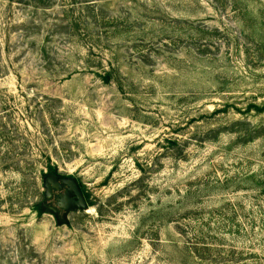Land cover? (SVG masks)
I'll return each instance as SVG.
<instances>
[{"label":"rangeland","instance_id":"obj_1","mask_svg":"<svg viewBox=\"0 0 264 264\" xmlns=\"http://www.w3.org/2000/svg\"><path fill=\"white\" fill-rule=\"evenodd\" d=\"M0 264H264V0H0Z\"/></svg>","mask_w":264,"mask_h":264},{"label":"water","instance_id":"obj_2","mask_svg":"<svg viewBox=\"0 0 264 264\" xmlns=\"http://www.w3.org/2000/svg\"><path fill=\"white\" fill-rule=\"evenodd\" d=\"M58 206L65 212L76 210L86 211L90 208V204L77 179H73L67 183V192L59 196Z\"/></svg>","mask_w":264,"mask_h":264},{"label":"flooded vegetation","instance_id":"obj_3","mask_svg":"<svg viewBox=\"0 0 264 264\" xmlns=\"http://www.w3.org/2000/svg\"><path fill=\"white\" fill-rule=\"evenodd\" d=\"M78 181H79V180H78ZM79 184H80V186H81V188H82V191H83V193H84V195H85V197H86V199H87V201H88V198H87V196H86V192L84 191V189H83L82 184L80 183V181H79ZM65 192H67V189H66L65 191L58 192V195H56L57 200H58L59 196L62 195V194H64ZM62 211H64V210H62ZM76 211H78V210H76Z\"/></svg>","mask_w":264,"mask_h":264},{"label":"trees","instance_id":"obj_4","mask_svg":"<svg viewBox=\"0 0 264 264\" xmlns=\"http://www.w3.org/2000/svg\"><path fill=\"white\" fill-rule=\"evenodd\" d=\"M86 196H87V198H88V202H89V204L91 203L90 202V199H89V195L86 193Z\"/></svg>","mask_w":264,"mask_h":264}]
</instances>
